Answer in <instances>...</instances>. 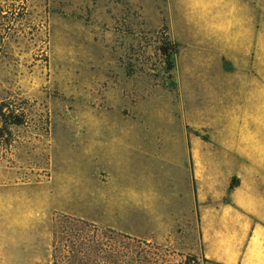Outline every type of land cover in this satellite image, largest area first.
<instances>
[{
  "label": "rangeland",
  "instance_id": "1",
  "mask_svg": "<svg viewBox=\"0 0 264 264\" xmlns=\"http://www.w3.org/2000/svg\"><path fill=\"white\" fill-rule=\"evenodd\" d=\"M2 103L25 122L0 130V226L47 231L50 264L240 255L232 192L264 183V0H0Z\"/></svg>",
  "mask_w": 264,
  "mask_h": 264
},
{
  "label": "crops",
  "instance_id": "2",
  "mask_svg": "<svg viewBox=\"0 0 264 264\" xmlns=\"http://www.w3.org/2000/svg\"><path fill=\"white\" fill-rule=\"evenodd\" d=\"M232 195L251 221L240 255L227 262L264 264V216L254 209L255 203H264V183L259 179L257 169L249 177H242L241 184L235 187ZM40 232L41 229L31 226H0V264H50L49 233L46 231L44 236ZM223 256L228 257L229 254H220L221 260Z\"/></svg>",
  "mask_w": 264,
  "mask_h": 264
},
{
  "label": "trees",
  "instance_id": "3",
  "mask_svg": "<svg viewBox=\"0 0 264 264\" xmlns=\"http://www.w3.org/2000/svg\"><path fill=\"white\" fill-rule=\"evenodd\" d=\"M159 50L162 56L167 61V69L171 70L174 66L173 57L178 52V44L175 42H171L168 39H165L163 43L160 45ZM0 122L2 126L0 130L9 131L10 125H22L25 122V114L23 111L15 112L14 110H8L7 106L2 103L0 105ZM232 186H230V189ZM55 264V262H54Z\"/></svg>",
  "mask_w": 264,
  "mask_h": 264
}]
</instances>
